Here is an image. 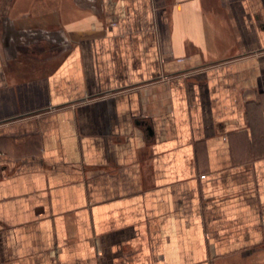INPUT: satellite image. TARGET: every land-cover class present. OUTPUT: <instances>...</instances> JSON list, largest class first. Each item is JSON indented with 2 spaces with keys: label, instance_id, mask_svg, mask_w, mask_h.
I'll return each mask as SVG.
<instances>
[{
  "label": "crops",
  "instance_id": "crops-1",
  "mask_svg": "<svg viewBox=\"0 0 264 264\" xmlns=\"http://www.w3.org/2000/svg\"><path fill=\"white\" fill-rule=\"evenodd\" d=\"M0 264H264V0H0Z\"/></svg>",
  "mask_w": 264,
  "mask_h": 264
}]
</instances>
